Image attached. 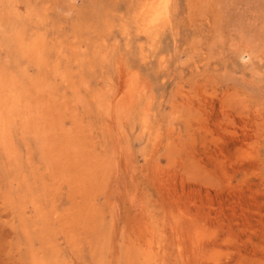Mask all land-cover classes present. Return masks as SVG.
Listing matches in <instances>:
<instances>
[{
	"label": "rangeland",
	"instance_id": "obj_1",
	"mask_svg": "<svg viewBox=\"0 0 264 264\" xmlns=\"http://www.w3.org/2000/svg\"><path fill=\"white\" fill-rule=\"evenodd\" d=\"M0 264H264V0H0Z\"/></svg>",
	"mask_w": 264,
	"mask_h": 264
}]
</instances>
